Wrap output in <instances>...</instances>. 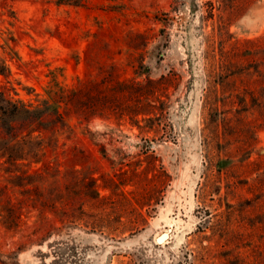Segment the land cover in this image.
<instances>
[{
  "label": "rangeland",
  "instance_id": "374dc122",
  "mask_svg": "<svg viewBox=\"0 0 264 264\" xmlns=\"http://www.w3.org/2000/svg\"><path fill=\"white\" fill-rule=\"evenodd\" d=\"M59 1H0V90L66 123L0 150V264H264V0Z\"/></svg>",
  "mask_w": 264,
  "mask_h": 264
},
{
  "label": "trees",
  "instance_id": "16d2710c",
  "mask_svg": "<svg viewBox=\"0 0 264 264\" xmlns=\"http://www.w3.org/2000/svg\"><path fill=\"white\" fill-rule=\"evenodd\" d=\"M1 2L14 1V0H0ZM64 3L71 6H85V0H60L59 3ZM9 75V69L3 60H0V76L7 77ZM16 95V94H15ZM38 97V96H37ZM62 102L60 101V95L48 90L45 92V98L41 99L35 106L32 104L27 105L21 99H13L0 90V150L2 151V157H5L8 161H15V153L21 150L26 152V155L32 159L36 156L32 151L26 150L30 146L32 148L37 145L40 151L45 147H48L46 142L47 137H43L42 132L50 133L54 135L57 133V125H53L52 128L43 127L44 119L47 117H54L49 120L51 124L57 119L59 126L64 128V119L59 109ZM46 120V119H45ZM57 123V122H55ZM24 130L20 131L19 129ZM23 132H26L23 134ZM34 132H38L37 136H33ZM38 141L36 142V140ZM35 142V144H34ZM30 148V150H32ZM15 158V159H14ZM21 159V158H20ZM35 163L38 160L34 161ZM5 163H8L5 161Z\"/></svg>",
  "mask_w": 264,
  "mask_h": 264
},
{
  "label": "bare ground",
  "instance_id": "6f19581e",
  "mask_svg": "<svg viewBox=\"0 0 264 264\" xmlns=\"http://www.w3.org/2000/svg\"><path fill=\"white\" fill-rule=\"evenodd\" d=\"M163 236H164V237H161L160 239H163V240H164V238H165V234H163Z\"/></svg>",
  "mask_w": 264,
  "mask_h": 264
}]
</instances>
